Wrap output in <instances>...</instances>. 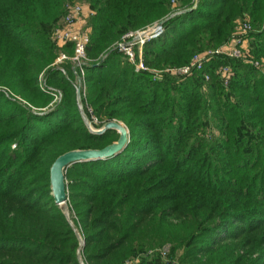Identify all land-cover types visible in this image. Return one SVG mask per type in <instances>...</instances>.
Returning <instances> with one entry per match:
<instances>
[{"label":"trees","instance_id":"trees-1","mask_svg":"<svg viewBox=\"0 0 264 264\" xmlns=\"http://www.w3.org/2000/svg\"><path fill=\"white\" fill-rule=\"evenodd\" d=\"M74 1L0 0V89L42 107L51 98L36 85L43 71L61 94L41 112L0 90V264H79L78 248L85 264H123L163 244L172 264H264V75L215 55L187 77L153 79L112 48L124 32L164 19L143 60L179 66L223 44L246 14L251 51L264 58V0H81L93 12L83 111L98 127L121 122L128 140L66 168L75 230L53 202L49 167L118 135L88 132L71 82L50 65V33ZM219 66L229 67L225 85ZM132 264L171 263L155 253Z\"/></svg>","mask_w":264,"mask_h":264},{"label":"built area","instance_id":"built-area-1","mask_svg":"<svg viewBox=\"0 0 264 264\" xmlns=\"http://www.w3.org/2000/svg\"><path fill=\"white\" fill-rule=\"evenodd\" d=\"M92 13V10L83 3L73 2L66 5L60 18V24L52 34L56 46L61 49H68L69 53H64L63 50H61L51 65L57 68L58 71L71 82L74 93L78 92L80 99L84 98L85 92L84 69L87 63H89V59L86 55V45L89 42L90 33L88 19ZM179 13V10L172 11L166 18H170ZM163 22L164 20L155 21L143 27L124 32L120 38L113 43V50L121 54L122 58L132 66L134 71L150 72L153 79H159L162 72L173 75L177 78L187 77L193 71L201 70L204 63L215 55H222L228 58L242 57L241 59H244L245 62L252 64L253 66L257 65L256 61L245 58L240 48L241 45L237 44L239 40L242 41L241 37L250 31V25L241 22L234 26V31L230 36L231 39L228 45H222L213 50L194 53L187 63L179 66L170 68L165 67L159 70L148 68L143 60L142 47L146 42L153 40L162 34ZM66 64L68 69L66 68ZM216 70L219 76L223 79V84L225 85L229 77V68L227 66H219ZM69 76H73L75 82L70 80ZM203 76L207 79L206 74ZM37 84L42 91L53 96L52 103L56 104L59 102L61 97L59 90L47 86L44 78L42 81L40 79ZM3 93L7 96L6 92L3 91ZM77 106L80 107L79 99ZM88 120L90 122H96V119L91 114Z\"/></svg>","mask_w":264,"mask_h":264},{"label":"rangeland","instance_id":"rangeland-1","mask_svg":"<svg viewBox=\"0 0 264 264\" xmlns=\"http://www.w3.org/2000/svg\"><path fill=\"white\" fill-rule=\"evenodd\" d=\"M74 2H78V3H83V4H86L87 5V3L86 2H84V1H81V0H76V1H74ZM166 17V16H165ZM60 18H61V16H60ZM160 20H164V19H158V20H154V21H152V22H150L149 24H151V23H153V22H155V21H160ZM241 22H245V23H247V24H249L250 25V20H249V18H248V16L246 15V14H244L243 16H242V18H238V19H236L235 20V26L237 25V24H239V23H241ZM60 24V19H59V22L52 28V31H51V33H50V38H51V40H52V42H53V44H54V46L56 47V54H55V58L58 56V54H59V52L61 51V50H63V52L64 53H69V51H67V50H65V49H61V48H58L57 46H56V44H55V41L53 40V36H52V34H53V32H54V30L57 28V26ZM145 26V25H144ZM141 27H143V26H141ZM140 28V27H139ZM137 29V28H136ZM253 29H255V27L254 26H251L250 25V31L248 32V33H245L241 38H242V41L241 40H239V42L237 43L238 45H241V50H242V52H243V54H244V56H245V58H249L250 60H253V61H256L257 62V65L256 66H253L252 64H249V63H247V62H245L244 61V59H241V58H232V59H237V60H239L240 62H242V63H245V64H249L250 66H252L253 68H255L256 70H258V71H260V73L261 74H263L264 75V58H262V57H260L259 59L258 58H256L254 55H253V53H252V48H253V42L251 41V38L249 37V33L251 32V30H253ZM120 38V37H119ZM118 38V39H119ZM230 39L231 38H229L228 40H226L223 44H220L219 46H217V47H209V48H206V49H203V50H201V51H198V52H196V53H200V52H203V51H207V50H213V49H215V48H218V47H220V46H222V45H228L229 43H230ZM241 41V42H240ZM239 49V48H238ZM54 58V59H55ZM88 58V57H87ZM125 60V59H124ZM54 61V60H53ZM52 61V62H53ZM52 64V63H51ZM50 64V65H51ZM67 65V64H66ZM148 67V66H147ZM168 68H170V67H175V66H167ZM228 67V66H227ZM148 68H150V67H148ZM229 68V67H228ZM151 69H155V68H151ZM159 70V69H158ZM44 78V74H43V71H41V72H39L38 73V75H37V82L41 79V81H42V79ZM69 78H70V80H72V81H74L75 82V80H74V77L73 76H69ZM39 79V80H38ZM45 84L47 85V86H50V87H53V88H55L54 86H52V85H49V84H47L46 82H45ZM37 85V87H38V84H36ZM39 88V90H41V88L40 87H38ZM55 89H57V88H55ZM1 91H4V92H6L7 93V98H9V99H11V100H16V101H18V102H20L21 104H25L27 107H29L31 110H34V111H41V112H43V111H45V110H47V107H52V106H54V103H52L53 102V96L51 95V98L45 103V105H43L42 107H34L33 105H30L29 103H27L26 101H23L21 98H19L18 96H16V95H13L12 93H10L9 91H7L6 89H4V88H2V89H0ZM58 90V89H57ZM75 94V93H74ZM81 99H80V96H79V105H80V107H81V109L83 110V108H82V105H81ZM75 102H76V106H77V102H78V99H77V101H76V99H75ZM77 110H78V106H77ZM87 110H88V112H90L89 114H91L92 115V113H91V110H90V108L89 107H87ZM84 112V111H83ZM79 113V112H78ZM84 114H85V112H84ZM86 115V114H85ZM93 116V115H92ZM86 117H88L87 115H86ZM94 117V116H93ZM95 119H96V117H94ZM92 121V120H91ZM116 122V121H115ZM98 123V121H97V119H96V122H90V124L93 126V128H97L98 126H96L95 124H97ZM118 123H120V124H122L121 122H118ZM123 125V124H122ZM124 127V126H123ZM125 128V127H124ZM126 130V129H125ZM117 135H118V133H117ZM111 144V143H110ZM109 145V144H108ZM73 150V149H72ZM71 165V164H70ZM69 165V166H70ZM68 166H66L65 167V169L63 170V177H64V184H65V187H67V179L65 178V170H66V168H67ZM66 191H67V188H65V201H64V203L61 205V206H59L58 205V207H59V209L62 211V213L64 214V216L66 217V219H67V221L69 222V224L73 227V225H72V222H71V219H72V211H71V208H70V205H69V200L67 199V195H66ZM73 230H75V228L73 227ZM77 237H78V235H77ZM79 241H80V243H81V240L79 239ZM79 251V249L77 250V254H78V258H79V264H85V262L83 261V259L81 258V252H78ZM155 253H159L160 254V257H161V259L164 261V262H167V261H169L171 264L173 263V262H175V260H176V258H170L169 257V244H163L162 246H160V247H156V246H153V247H151V248H148L146 251H143V252H140V253H138L137 255H135V256H133V257H131V258H129L128 260H125L124 261V263L123 264H132V263H134L135 261H137L139 258H144V257H149V256H152V255H154ZM176 254H177V252H176ZM80 256V257H79Z\"/></svg>","mask_w":264,"mask_h":264},{"label":"water","instance_id":"water-1","mask_svg":"<svg viewBox=\"0 0 264 264\" xmlns=\"http://www.w3.org/2000/svg\"><path fill=\"white\" fill-rule=\"evenodd\" d=\"M79 99V93H75ZM80 118L88 130L93 134L102 133L106 129H113L118 133L117 139L101 149H73L59 154L49 167V185L53 202L61 206L65 201V184L63 170L66 166L78 161L94 160L108 156L120 150L128 140L127 131L122 124L115 121H107L97 128H93L81 107H78ZM81 244V243H80ZM79 249V248H78Z\"/></svg>","mask_w":264,"mask_h":264}]
</instances>
